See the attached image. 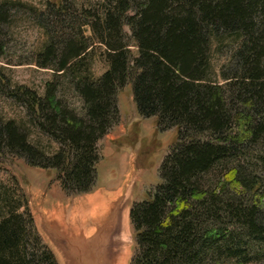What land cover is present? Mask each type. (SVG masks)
<instances>
[{"label":"trees","instance_id":"obj_1","mask_svg":"<svg viewBox=\"0 0 264 264\" xmlns=\"http://www.w3.org/2000/svg\"><path fill=\"white\" fill-rule=\"evenodd\" d=\"M76 12L70 0L47 1L39 21L50 40L37 62L55 67L83 113L68 109L57 84L42 96L14 86L0 67V95L23 105L29 125L58 145L41 150L24 125L0 115V155L55 171L68 196L94 192L98 143L120 122L118 94L131 84L141 119L114 142L117 155L135 150L143 119L177 138L161 182L131 208L130 264H226L264 247V0H101L96 13L82 9V25ZM7 20L0 4V62ZM85 26L105 48L98 77L87 64ZM8 186L0 182V264H59L28 196Z\"/></svg>","mask_w":264,"mask_h":264},{"label":"rangeland","instance_id":"obj_2","mask_svg":"<svg viewBox=\"0 0 264 264\" xmlns=\"http://www.w3.org/2000/svg\"><path fill=\"white\" fill-rule=\"evenodd\" d=\"M47 1L50 0H0V4H7L8 7V20L5 22L4 28L5 54L0 62V67L4 69V73L14 86H25L37 91L42 96L49 84H57V96L63 100L69 110L81 115L83 113L82 101L68 82L63 78L56 79L55 76L58 73L55 67L42 68L37 62L38 55L43 52L50 40L39 21L41 15L45 14ZM100 2L101 0H70V3L76 5L78 24H83L82 9H91L92 12L96 13ZM77 22H73L74 24L70 22L72 26L76 24V29L69 32L70 36L77 33ZM78 29H80L79 26ZM82 31L89 46L86 56L87 64L91 72L98 77L107 69L103 58L105 48L97 43L90 27L85 26ZM125 31L131 38L132 34L129 27H126ZM76 37L74 36V40H77ZM131 45H133L132 51L136 53L137 49L133 41ZM225 45L224 51H227L229 46L228 44ZM118 102L120 122L98 143L101 160L96 166L97 183L99 186H103L102 191H117L131 170V163L135 162V165L143 170L139 173V179L136 182L134 203H137L146 200L148 192L161 182L160 166L164 158L170 153V148L177 138V130L155 133L156 131L151 129V126L155 125V119H143L141 140L134 148L136 151L123 150V148L122 151L124 152L117 155L114 142L128 131V127L133 121L141 119L133 100L131 84L119 92ZM0 115L5 121H15L19 125H24L30 135V141L39 144L41 150L44 149L48 153H53L58 149V145L54 141L41 136L36 129L29 125V116L24 106L16 100L0 95ZM136 152L142 153V162L139 161ZM0 169H3L0 173V182L9 185L8 187L13 192L20 188L27 195V192L34 190L40 195L47 196L48 202L52 204L71 201L82 202L86 199V197L73 198L68 196L62 190L60 182L56 180L55 171L47 172L31 166L18 157L0 155ZM131 233L133 234L132 228ZM244 241L242 239L243 243ZM132 243L133 257L134 239ZM225 263L264 264V247L255 253L249 250L242 260L233 258V260L225 261Z\"/></svg>","mask_w":264,"mask_h":264},{"label":"water","instance_id":"obj_3","mask_svg":"<svg viewBox=\"0 0 264 264\" xmlns=\"http://www.w3.org/2000/svg\"><path fill=\"white\" fill-rule=\"evenodd\" d=\"M141 171L132 162L118 195L86 206L87 209L75 214L66 212L52 216L44 209L43 202L35 200L29 192L40 231L61 264L130 263L133 244L129 231L130 204Z\"/></svg>","mask_w":264,"mask_h":264},{"label":"crops","instance_id":"obj_4","mask_svg":"<svg viewBox=\"0 0 264 264\" xmlns=\"http://www.w3.org/2000/svg\"><path fill=\"white\" fill-rule=\"evenodd\" d=\"M126 133L127 132H125L122 136H124ZM122 136L117 138V139L119 140L120 138H122ZM126 178L123 181L121 187L117 191H113V192H109V191H106V190L102 191L101 189H102L103 186H99V184L97 183V189L94 192H92L90 194H87V195H84V196H79V197H86V199H84V201H82V202L71 201L69 203L52 204V203L48 202L47 196L40 195L38 192H36L34 190H30L29 192H32V194L34 195L35 200L43 202L42 204L44 206V209L52 216L58 215V214H63V213H66V212L71 213V214H75V213H79L80 211H84L85 209H87L86 206H89V205H92V204H99V203L103 202L104 200H106L109 197H113V196L118 195L121 192V190H122V188H123V186L125 184ZM98 190H101V191H98ZM29 192H28V194H29ZM73 198H78V197H73ZM134 200H135V196L133 197V199L131 201L130 207H131L132 203L134 202ZM32 211H33V214H34V217H35L36 226H37V228L40 231V224H39L37 213H36V211L33 208H32ZM129 231H130V234L132 236L130 223H129ZM40 234L43 237L44 241L47 244H49L47 242L46 238H45V235L41 231H40ZM131 254H132V252H131ZM58 261H59V259H58ZM59 264H61L60 261H59Z\"/></svg>","mask_w":264,"mask_h":264}]
</instances>
